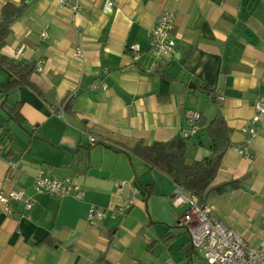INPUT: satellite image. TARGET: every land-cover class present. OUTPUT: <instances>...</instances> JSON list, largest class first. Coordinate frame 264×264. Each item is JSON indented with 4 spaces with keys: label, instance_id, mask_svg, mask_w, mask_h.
I'll list each match as a JSON object with an SVG mask.
<instances>
[{
    "label": "crops",
    "instance_id": "1",
    "mask_svg": "<svg viewBox=\"0 0 264 264\" xmlns=\"http://www.w3.org/2000/svg\"><path fill=\"white\" fill-rule=\"evenodd\" d=\"M7 1L0 0V12ZM81 1L75 13L57 0H27L0 50L18 63L35 62L30 80L41 91L0 92V188H24L34 202L31 210L16 203L12 216L0 204V264H201L181 224L186 205L172 204L177 183L121 146L180 137L190 126L187 117L198 111L204 123L188 140L186 162L210 155L207 128L217 105L198 85L217 94L231 141L206 202L215 217L259 247L264 113L254 124L252 156L234 147L244 143L242 128L257 115L255 98L264 95V0H114L112 11L106 0ZM164 12L175 15L176 47L161 59L148 31ZM131 43L142 48L137 61ZM80 46L83 57L76 55ZM8 77L0 66V86ZM40 173L72 177L84 197L36 193ZM234 179L242 187L211 190ZM92 205L105 211L97 226L87 219Z\"/></svg>",
    "mask_w": 264,
    "mask_h": 264
},
{
    "label": "built area",
    "instance_id": "2",
    "mask_svg": "<svg viewBox=\"0 0 264 264\" xmlns=\"http://www.w3.org/2000/svg\"><path fill=\"white\" fill-rule=\"evenodd\" d=\"M57 1L59 6L67 7L75 13L82 10L81 0ZM105 5L107 11H112L115 1L106 0ZM174 28L175 15L164 12L159 15L155 26L148 31L150 48L161 59L171 57L174 54L176 47V39L173 34ZM41 36L46 38L48 36L47 31H42ZM128 50L132 54L134 61L139 60L142 52L139 44L131 43L128 45ZM76 55L79 57L84 56L81 46L77 48ZM41 67L42 61L40 60L37 69L41 70ZM253 106L257 115L250 119L242 128L246 134L244 143L234 147L238 153L245 156H252L250 146L259 133L254 124L259 119L258 114L264 113V95L256 97ZM200 118V112H192L187 117L190 126L181 128L180 137L189 139L199 133L200 126L198 122ZM91 141L94 143L96 138L92 137ZM10 167H14L12 162H10ZM32 187L38 194L73 195L78 199L84 197L82 184L75 181L72 177L57 178L40 173L34 177ZM19 202H23L24 210H31L34 206L33 200L26 197L24 188H11L9 190L0 188V204L6 215L12 216L14 205ZM172 204L175 208L186 205L181 224L185 226L190 234L192 245L201 254L203 258L201 264H264V241L261 242L259 247L251 246L240 233L215 217L208 203L200 202L194 194L186 192L178 184L172 194ZM104 217L105 211L102 208L94 205L90 207L87 219L91 226H97ZM167 264L177 263L173 260H168Z\"/></svg>",
    "mask_w": 264,
    "mask_h": 264
},
{
    "label": "trees",
    "instance_id": "3",
    "mask_svg": "<svg viewBox=\"0 0 264 264\" xmlns=\"http://www.w3.org/2000/svg\"><path fill=\"white\" fill-rule=\"evenodd\" d=\"M27 7V0H21L20 3L10 0L3 6L0 12V50L11 33L12 21L19 17ZM35 65L34 61L18 63L0 54V66L4 67L9 74L8 80L0 86V92L7 94L14 88L29 86L41 94L39 88L30 80ZM198 87L217 105L216 115L211 119L207 128V134L211 140L212 153L210 155L188 164L186 162V152L189 139L182 137H175L168 141H155L152 144L139 141L133 147L120 145L128 153L141 158L151 169L158 170L172 178L186 192L194 194L200 202L207 203L206 196L209 187L214 181L223 157L231 145L230 127L222 114L215 91L207 85H198ZM72 99L73 95L66 99L65 108L72 107ZM3 107L9 114L21 117L16 108L9 107L6 103H3ZM203 123L204 119L201 116L198 124L200 126ZM240 187H242L241 181L234 179L213 186L211 190L224 193L234 191ZM101 261L102 259L95 264Z\"/></svg>",
    "mask_w": 264,
    "mask_h": 264
},
{
    "label": "rangeland",
    "instance_id": "4",
    "mask_svg": "<svg viewBox=\"0 0 264 264\" xmlns=\"http://www.w3.org/2000/svg\"><path fill=\"white\" fill-rule=\"evenodd\" d=\"M246 239V238H245Z\"/></svg>",
    "mask_w": 264,
    "mask_h": 264
}]
</instances>
